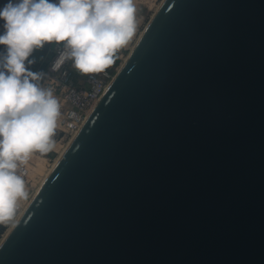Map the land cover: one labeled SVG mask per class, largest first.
<instances>
[{
    "label": "water",
    "instance_id": "obj_1",
    "mask_svg": "<svg viewBox=\"0 0 264 264\" xmlns=\"http://www.w3.org/2000/svg\"><path fill=\"white\" fill-rule=\"evenodd\" d=\"M0 264H264V0H163Z\"/></svg>",
    "mask_w": 264,
    "mask_h": 264
},
{
    "label": "clouds",
    "instance_id": "obj_2",
    "mask_svg": "<svg viewBox=\"0 0 264 264\" xmlns=\"http://www.w3.org/2000/svg\"><path fill=\"white\" fill-rule=\"evenodd\" d=\"M134 0H7L0 7V222L27 199L20 166L53 146L60 103L34 54L56 46L54 67L87 75L114 62L137 30Z\"/></svg>",
    "mask_w": 264,
    "mask_h": 264
},
{
    "label": "built area",
    "instance_id": "obj_3",
    "mask_svg": "<svg viewBox=\"0 0 264 264\" xmlns=\"http://www.w3.org/2000/svg\"><path fill=\"white\" fill-rule=\"evenodd\" d=\"M57 56L56 46L53 45L48 62L41 71L46 74V85L53 88L60 103L61 116L56 129L71 135L78 132L115 75L108 68L101 73L84 75L72 67L71 61L56 68L54 64ZM20 171L23 172V179H26L29 172L27 167L20 166Z\"/></svg>",
    "mask_w": 264,
    "mask_h": 264
},
{
    "label": "rangeland",
    "instance_id": "obj_4",
    "mask_svg": "<svg viewBox=\"0 0 264 264\" xmlns=\"http://www.w3.org/2000/svg\"><path fill=\"white\" fill-rule=\"evenodd\" d=\"M163 0H134L135 8H136V23H137V30L135 35L132 37V39L129 41L127 46L124 48H121L117 51L115 57H114V62L113 64L108 67V69L111 71L113 75H116L124 63L125 59L129 55V53L132 51L133 47L135 46L136 42L138 41L140 35L148 25L149 21L157 11V8H159V5L161 4ZM53 46V45H52ZM52 46H46L43 50H40L34 54V58L36 59V63L32 66V69L34 71H37L38 68L43 70L47 64V61L44 62L47 59L46 54L52 53ZM45 52V54H44ZM50 57V56H49ZM122 63V64H121ZM40 66V67H39ZM38 67V68H37ZM70 135H66V133L56 129L55 130V135L53 137V146L51 151L47 153H39V152H34L30 157H35L36 155L38 156H43L45 158V168L42 173L37 171V173L34 175V177H30L29 174L27 175L25 181V186H26V191L28 193L27 199H23L22 203L20 206L17 205L16 213L13 217L12 220L10 221H4L0 222V225L4 226V232L0 235V241L5 235V232L7 229L11 226L13 223L15 217L17 214L20 212L22 207L25 206V204L31 199L34 194V190L37 189V187L40 185L42 179L45 177L46 172L49 169V166L52 164L54 159L58 156L60 151L65 147L67 142L69 141ZM66 148V147H65ZM26 167L28 166L27 164H23ZM27 169H29L27 167ZM30 173V170H29ZM30 178H29V177ZM29 179V180H28Z\"/></svg>",
    "mask_w": 264,
    "mask_h": 264
},
{
    "label": "bare ground",
    "instance_id": "obj_5",
    "mask_svg": "<svg viewBox=\"0 0 264 264\" xmlns=\"http://www.w3.org/2000/svg\"><path fill=\"white\" fill-rule=\"evenodd\" d=\"M163 2V1H162ZM161 2V3H162ZM161 5V4H160ZM159 5V7H160ZM158 9V8H157ZM134 48V47H133ZM130 55V53H129ZM129 55L127 56V58L125 59L124 63L126 62V60L128 59ZM124 63L122 64V66L124 65ZM122 66L120 67V69L122 68ZM118 69V70H120ZM76 135V133H72L69 137V141L67 142V144L65 145V147L67 148L68 145L71 143V141L73 140L74 136ZM63 148L60 153L58 154V156L54 159V161L52 162V164L49 166V169H47L48 171L45 174V177L42 179L40 185L37 187L36 190H34V194H32L33 196L31 197V199L25 204L24 207H22V209L20 210V212L17 214V216L15 217L13 223L11 224V226L7 229V231L5 232V235L3 236V238L0 241V244L3 242V240L6 238V236L8 235V233L11 231V229L13 228V226L15 225V223L17 222V220L20 218V216L22 215V213L24 212V210L26 209V207L29 205V203L31 202V200L33 199L34 195L37 193L38 189L40 188V186L42 185V183L45 181V179L47 178V176L49 175V173L51 172V170L53 169V167L56 165V163L58 162V160L60 159V157L62 156V154L64 153V151L66 150V148ZM45 158L43 156H38L36 155L35 157H30L29 160L27 161V167L29 168L28 170H30V173L28 172L30 177H34V175L37 173V171H39L40 173H42L44 171L45 168ZM28 176V177H29ZM29 177V178H30ZM29 180V179H28ZM25 190H26V186H25ZM27 192V191H26ZM23 199H19L17 201V205L20 206L22 203Z\"/></svg>",
    "mask_w": 264,
    "mask_h": 264
},
{
    "label": "trees",
    "instance_id": "obj_6",
    "mask_svg": "<svg viewBox=\"0 0 264 264\" xmlns=\"http://www.w3.org/2000/svg\"><path fill=\"white\" fill-rule=\"evenodd\" d=\"M7 2V0H0V7H2L5 3ZM3 22L0 21V24H2ZM4 232V226L0 225V235Z\"/></svg>",
    "mask_w": 264,
    "mask_h": 264
},
{
    "label": "crops",
    "instance_id": "obj_7",
    "mask_svg": "<svg viewBox=\"0 0 264 264\" xmlns=\"http://www.w3.org/2000/svg\"><path fill=\"white\" fill-rule=\"evenodd\" d=\"M52 49H53V46H52ZM44 54H45V52H44ZM51 55V53H48V54H46V56H47V59L44 61V62H48V59H49V56ZM40 67V66H39ZM38 68V67H37ZM33 71H34V69H32ZM37 71H41V68L39 69L38 68V70ZM21 166H25V165H21Z\"/></svg>",
    "mask_w": 264,
    "mask_h": 264
}]
</instances>
